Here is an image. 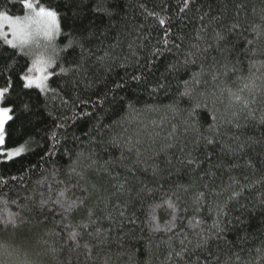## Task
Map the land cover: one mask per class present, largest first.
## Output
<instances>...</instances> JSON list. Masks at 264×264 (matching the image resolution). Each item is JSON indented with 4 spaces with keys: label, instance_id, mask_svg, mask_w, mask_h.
Listing matches in <instances>:
<instances>
[{
    "label": "trees",
    "instance_id": "1",
    "mask_svg": "<svg viewBox=\"0 0 264 264\" xmlns=\"http://www.w3.org/2000/svg\"><path fill=\"white\" fill-rule=\"evenodd\" d=\"M37 2L58 12V19L63 24V33H73L79 36L80 30L94 31L99 39L94 38L91 42L92 51L100 56H103L106 51L111 55L103 65L94 63L92 79L95 84L92 88L85 89L84 86H80L73 94L72 91L61 88V78L53 77L50 86L56 91L45 94L40 93L38 89L21 88L18 77L26 71V61L27 66H31L30 59L19 49L5 51L7 45L0 38V73L5 78L0 80V86H3L8 78V66H11V75L16 79L13 98L20 104V108L14 115V121L10 122L11 136L7 138V148L20 146L24 148L19 156L12 159L0 156V183L6 182V198L9 201L6 209L0 205V219H3L6 213L20 211L17 205L10 202L13 199H16L19 205H24L30 203L24 199L28 195H34L37 201L40 199L39 192H44L47 196L49 183L52 187L51 194L55 198L57 190L65 185L58 184L52 179L54 168L52 160L59 161L66 168L68 162V156L64 155L66 150L70 149L73 155L78 151H83L85 156L94 150L98 161L96 167L99 168L100 165H104L105 161L120 156V150L111 147L107 142L110 137L122 134L131 136L134 141L137 138L142 141L139 145L144 152L142 160H147L149 156H153L154 159L147 160V164L134 167V175L118 165L113 167L112 174L118 176V180H113L106 175L97 176L94 171L86 174L89 190L91 191L93 183L100 189L98 193H93L87 202V207L95 209L94 219L98 218L97 223L91 225L88 231L95 232L96 228H99L101 233L99 239L84 233L83 238L80 239L81 247L76 251H71L70 245H64L66 233H61L60 236L48 234L50 230L60 231L59 227L53 223V216L49 215L45 218L38 213L24 212L25 223L19 228L0 227V264H162L167 246L160 244V240L166 237L164 233L150 235L145 225L148 205L153 203V199L148 198L142 203L137 194L144 184H148L149 187L157 186L151 175V165L154 163H159L160 167L165 169L164 179L160 181L161 190L154 194L157 201L165 196L170 185L176 181L188 183L189 177L186 169L177 174L179 164L176 160V157L183 156L180 147L187 145L190 148L191 142L195 139L193 131H186V120L198 121L203 131L207 127V122H210L209 112L213 107L221 113L225 110L224 104L217 102L212 105L209 100L207 107L201 103V107L189 118L188 112L192 105L197 99L203 101L204 97L201 93L213 91V84H192L190 87L193 100L190 101L187 97L181 98L179 93L184 91V81H191L192 73L199 71L198 66H191V71L184 68L178 72L169 71V65L175 63L177 59H183L182 54H177L175 51L162 52L159 56L152 58L151 63L146 62L153 51V45L162 47L157 44V41L163 37L164 29H161L153 18H146L145 8L161 12L162 8L170 6L175 19L178 14V0H37ZM5 3L6 0H0V10H5ZM201 5L204 11H208L211 6L213 15L221 14L220 23L224 26H230L237 21L242 25L239 34L233 35L231 39L240 49L234 53L233 59L239 56L244 61L246 75L249 60L243 55V48L246 39L254 40V45L250 47L257 50V55L251 59L257 62L259 71L253 69V72L256 84L264 87V67H260V63L264 61V54H262L264 53V36L257 39L252 31L256 25L264 26V0H198L195 7L199 8ZM225 5L226 14H223ZM105 9L118 10L110 17L105 14ZM11 12L13 15H21L19 4L12 7ZM198 15L195 10L189 13L193 19L183 29L189 36L194 35L195 29L199 26L196 19ZM178 30V27L173 25L171 31L175 34ZM146 35L149 36L148 41L144 42L147 47H137L142 43L139 37ZM208 39L211 40L210 31ZM56 43L63 47L67 40L62 41L58 36ZM130 43L137 52L135 58L131 57ZM110 45H116V47L112 48ZM13 51L17 53L15 56L12 55ZM211 55H216L215 51L210 53L209 59ZM92 60L95 61V56ZM121 64H125L126 67H121ZM141 74L144 80L140 85H136L131 77ZM201 79L210 81L211 78L205 76ZM122 81L127 82L130 87L122 91L121 95L137 101L136 107L140 112L139 115L132 117L130 123L125 122L123 128L109 127L120 117L113 113L107 103L103 102L102 97L109 88L114 90L115 82ZM228 83L235 91L244 82L233 83L229 80ZM161 84L163 88L158 87ZM154 87L157 89L155 92L152 91ZM76 96L89 102L79 104ZM62 99L68 100L69 103L65 105ZM108 99H112L111 92H108ZM176 100H179L177 106L179 111H170L168 106ZM224 103L226 104L227 100ZM24 105H28L30 110L23 111ZM252 107L255 109L256 119L241 120V124L246 127H242L239 133L242 140L251 137L259 141L251 147H246L243 154L244 158L251 156L253 160L258 161V154H264V125L257 123L260 116L264 114V96H261L258 103ZM85 112H91L93 116L85 117L83 116ZM57 124L61 127H57ZM124 128L128 131L124 132ZM174 128L175 132H173ZM229 131L236 130L230 129ZM53 133L56 134L55 140L51 138ZM170 136L171 139H169ZM224 139L226 140L227 137ZM57 140L59 143H56ZM168 143H173L175 147L161 152V149ZM228 143L232 142L228 141ZM53 144H56L55 153L51 152ZM210 147L215 153L212 157L213 162L220 158L229 159L221 153L219 144ZM205 151L207 149L202 145L196 154L203 159ZM157 153L160 154L157 155ZM168 157L173 159V165L170 167L165 165ZM203 167L207 168L209 165L205 163ZM169 171L172 172L171 176L167 175ZM221 171L217 170V176L221 174ZM247 175L250 179L253 178L250 169ZM259 175L260 173H256L257 177ZM12 177L16 179L13 180ZM125 177H127L125 189L117 192L112 185L116 184L118 187L119 183L125 181ZM41 178H46L43 187L36 184V181ZM55 179L68 182L64 168ZM240 179L242 183H248L243 180L242 175ZM75 180L74 177L71 183H75ZM224 180H228L227 173L224 174ZM216 183H219V180ZM21 184L24 186L21 187ZM81 184H85V181H81ZM105 189L110 199L101 202L98 197L103 198L106 195ZM77 194L79 195V192ZM3 195L0 193V196ZM261 196H264V187L245 189L239 202L229 207V218L239 217V223L224 234V240L221 242L222 250H227L230 242L238 241L239 237L248 234V243L245 244L246 250L243 255L245 259L251 260L252 264H264V259L258 260L255 251L256 247L261 246V241H264V208L260 206L258 200ZM241 205H244V208L241 209ZM122 211L123 216L120 215ZM210 213L211 210L207 207L202 210V216L209 224L211 223ZM157 217L158 222L163 225L170 218L169 210L166 208L158 210ZM55 219L59 220V217ZM86 220V210L81 209L72 215L70 223L75 226ZM78 230L84 232L83 229ZM85 242L88 243L90 252L83 247ZM174 244L177 248L179 247L178 241H174ZM157 245L160 247L157 248ZM52 248L57 251L53 253ZM249 248L251 252L247 251Z\"/></svg>",
    "mask_w": 264,
    "mask_h": 264
},
{
    "label": "snow or ice",
    "instance_id": "2",
    "mask_svg": "<svg viewBox=\"0 0 264 264\" xmlns=\"http://www.w3.org/2000/svg\"><path fill=\"white\" fill-rule=\"evenodd\" d=\"M197 2L198 0H178V14L175 19L170 6L162 8L161 12L145 8L146 18H153L158 26L164 29L163 37L157 41V44L162 45V47L153 45V51H151L150 58L146 62L151 63L152 58L165 51L169 53L175 51L177 54H182L183 59H177L175 63L169 65V71L178 72L181 68L191 71V66H198L199 71L192 73L191 81H184L185 87L184 91L179 93L180 97H187L190 101L193 100V92L190 87L192 84L212 83L214 86L213 91L201 93V96L204 97L203 101L196 100L188 112V117L191 118L196 113V110L201 107V103L207 107L209 100H211L212 105L217 102L224 104L225 110L221 113L213 107L209 112L210 122H207V127L203 131H201L202 125L198 121L186 120V131H193L195 139L191 142L190 148L187 145L180 147L183 156L176 157V160L179 164L177 174L186 169V174L189 177L188 183L176 181L170 185L165 196L157 201L154 194L161 190L160 181L164 179L165 169H162L159 163H154L151 165V175L157 186L149 187L148 184H144L137 195L142 203L148 198L153 199V203L148 205L145 225L150 235L164 233L166 237V239L161 238L160 240V244L167 246L162 264H252V261L245 259L243 255L246 250L245 244L248 243V234L239 237L238 241L230 242V247L227 250H222L221 242L224 240V234L231 231L239 223V217L229 218V207L233 203L239 202V198L245 189H255L258 186L264 187V154H258V161L253 160L251 156L244 158L243 155L246 147H251L259 141L251 137L242 140L239 133L242 127H246V125L241 124V120L256 119L255 109L252 105L257 104L258 99L264 96V87L256 84V77L253 72V69L259 71L257 62L251 59V57L257 55V50L250 47L254 45V40L251 38L246 39L243 48V55L249 60L246 75L244 61L239 56L233 59L234 53L240 51V49L237 48L236 42L231 37L239 34L242 27L240 22L237 21L230 26H224L220 23L221 14L213 15L211 6H209L208 11L203 10V5L197 8L195 7ZM16 4H19L22 15L12 14L11 8L15 7ZM141 7H144V5H141ZM117 10L105 9V14L111 17L116 14ZM193 10L199 14L196 17L199 26L195 29V34L189 36L183 29L193 19L189 16V13ZM223 14H226V5ZM173 25H176L179 29L175 34L171 31ZM62 28L63 24L58 19V12L50 7L42 6L37 0H6L5 10H0V33H3L0 38L7 45L5 51L8 49L23 51L31 44H38L42 38L45 41V50L50 53L47 56L42 55L35 58L30 67L27 66V61L25 62L26 71L18 77L22 89H38L40 93L45 94L55 92L56 90L50 86L53 77L61 78V88L70 90L73 94L80 86H84L85 89L94 86L95 81L92 79L94 63L103 65L111 54L106 51L103 56H100L92 51L91 42L94 38L99 39L94 31L85 32L80 30L79 36H75L73 33H63ZM209 31L211 32L210 41L208 39ZM252 31L257 39L264 36V26L256 25L252 28ZM100 34L103 35V33ZM8 35L12 38H7ZM58 36L61 37L62 41L67 40L63 47L58 46L56 43ZM139 39L142 43L137 47H147L144 42L148 41L149 36L139 37ZM110 47L115 48L116 45H110ZM129 49L131 57H137V52L132 43L129 44ZM212 51H215L216 55H211L209 59ZM16 54L13 51L12 55L15 56ZM23 54L27 56L29 52L23 51ZM93 56H95V61L92 60ZM120 66L126 67L125 64ZM260 67H264V61L260 63ZM10 69L11 66H8V78L5 80L4 85L0 86V156L12 159L19 156L24 148L23 146L7 148V138L11 136L9 132L10 122L14 121V115L20 108L18 101L13 98L16 79L12 77ZM205 76H210V81L201 79ZM3 79L5 78L0 73V80ZM131 79L136 85H140L144 80V76L143 74L133 75ZM229 80H232L233 83L236 81H243L244 83L234 91L228 83ZM129 87L130 85L127 82H115L114 90L109 88L104 93L103 102L107 103L112 108L113 113L120 117L118 120L113 121V124L109 127L123 128L125 122L130 123L134 115H139L140 110L136 107L137 101L121 95V92ZM158 87L163 88L164 86L161 84ZM156 90L155 87L152 88L153 92ZM108 92L112 93L111 100L108 99ZM225 100H227L226 104L224 103ZM76 101L79 104L89 102L80 99L78 96H76ZM62 103L67 105L69 101L62 99ZM178 104L179 100L174 101L168 106L169 110L179 111ZM74 106H76L75 102ZM22 110L29 111L30 109L28 105H24ZM83 116L91 118L93 113L85 112ZM257 123L264 125V114L260 116ZM57 127H61V125L57 124ZM230 129L236 131L230 132ZM127 131L128 129L124 128V132ZM173 132H175V128ZM224 137H227V139L225 140ZM51 138L55 140L56 134L53 133ZM169 139H171V136ZM228 141L232 143H228ZM56 143H59V141L57 140ZM107 143L111 147L119 149L120 156L105 161L104 165H100L99 168L96 167L98 161L95 158L96 153L94 150L87 156L83 151H78L73 155L70 149L66 150L64 153L68 156L66 168L59 161L52 160L54 165L52 179L56 183L65 186L57 190L55 198L51 194L52 187L49 183L48 195L39 192L40 199L38 201L34 195L24 197L25 201L30 202L24 205H19L16 199L11 200L10 202L17 205L20 211L6 213L5 217L0 219V227L17 229L25 223L24 212L38 213L45 218L49 215L53 216V223L59 227L60 231L50 230L48 234L60 236L61 233H66L64 245H70L71 251H76L81 247L80 239L83 238L84 233L99 239L101 235L99 228H96L95 232L88 231L91 225L97 223L98 218L94 219L95 209L87 207V202L92 194L98 193L100 189L93 183L91 184V191L89 190L86 174L89 171H94L97 176L106 175L113 180H118V176L112 174L111 169L113 167L118 165L134 175V167L147 164V160L154 159L153 156L147 157V160L141 159L144 152L139 147L142 143L139 138L134 141L131 136L117 134L110 137ZM216 144L220 145L221 153L229 159L220 158L213 162L212 157L215 153L210 146ZM202 145L207 149L203 154V159L196 154ZM173 147H175L173 143H168L161 149V152ZM51 152H56V144L52 145ZM159 154L157 153V155ZM49 159H52L51 155ZM126 161L129 163H125ZM205 163L209 167L204 168ZM165 165L166 167L172 166L173 159L171 157L166 158ZM62 168H64L65 175L68 177V182L55 179ZM249 169L253 175L252 179L247 175ZM217 170H222L219 176H217ZM145 171H147V168H145ZM225 173L228 174L227 181L224 180ZM256 173H260V175L257 177ZM167 175L171 176L172 172L169 171ZM241 175L243 180L248 181V183L241 182ZM74 177L76 178L75 183H71ZM12 179L15 180L16 177H12ZM217 180H219V183H216ZM81 181H85V184H81ZM45 183L46 178L36 181V184L40 187H43ZM126 183L127 177H125L124 182L119 183L118 187L116 184H113L112 187L116 188L117 192H122ZM23 186L21 184V187ZM6 188V182L0 183V193L4 194L0 196V205H3L5 209L9 203L6 198ZM77 192H79V195ZM105 194L103 198L98 197V200L103 202L105 199H110V195H107V189H105ZM258 200L260 206L264 208V196H261ZM205 207L211 210L210 224L202 216V210ZM164 208L169 210L170 218L161 225L158 222L157 211ZM240 208H244V205H241ZM81 209L86 210L87 220L73 226L70 219L74 213L79 212ZM182 212L183 215H181ZM120 215L123 216L124 212H120ZM57 216L59 220L55 219ZM78 229H83L84 232ZM174 241H178V248L175 246ZM83 247L89 252L91 251L87 242L83 244ZM159 247L160 245H157V248ZM51 251L55 253L57 249L52 248ZM247 251L251 252V249L249 248ZM255 251L258 260L264 259V241H261V246L256 247Z\"/></svg>",
    "mask_w": 264,
    "mask_h": 264
},
{
    "label": "rangeland",
    "instance_id": "3",
    "mask_svg": "<svg viewBox=\"0 0 264 264\" xmlns=\"http://www.w3.org/2000/svg\"><path fill=\"white\" fill-rule=\"evenodd\" d=\"M5 31H7V30H5ZM2 36H3V33H0V37H2ZM7 38L11 39L12 37L10 35H8ZM44 44H45V41L41 38L38 44H35V43L31 44L29 47H27L23 50V51L29 52V55H27V57L30 59L31 64L35 58L42 56V55L47 56L48 54H50L48 51L45 50ZM23 51H21V52L23 53Z\"/></svg>",
    "mask_w": 264,
    "mask_h": 264
}]
</instances>
